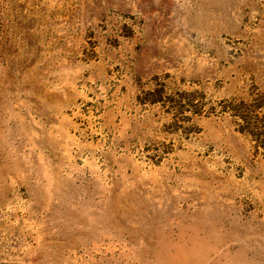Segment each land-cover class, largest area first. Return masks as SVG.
Instances as JSON below:
<instances>
[{
    "label": "rangeland",
    "instance_id": "obj_1",
    "mask_svg": "<svg viewBox=\"0 0 264 264\" xmlns=\"http://www.w3.org/2000/svg\"><path fill=\"white\" fill-rule=\"evenodd\" d=\"M0 264H264V0H0Z\"/></svg>",
    "mask_w": 264,
    "mask_h": 264
}]
</instances>
